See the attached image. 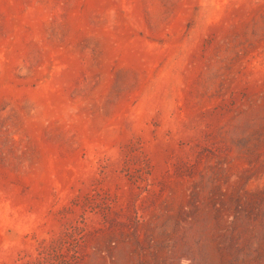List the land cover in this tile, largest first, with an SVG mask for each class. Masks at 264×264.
<instances>
[{"label": "rangeland", "instance_id": "rangeland-1", "mask_svg": "<svg viewBox=\"0 0 264 264\" xmlns=\"http://www.w3.org/2000/svg\"><path fill=\"white\" fill-rule=\"evenodd\" d=\"M0 264H264V0H0Z\"/></svg>", "mask_w": 264, "mask_h": 264}]
</instances>
